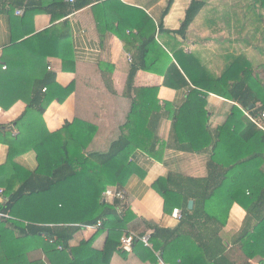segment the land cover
Listing matches in <instances>:
<instances>
[{
    "label": "trees",
    "instance_id": "trees-1",
    "mask_svg": "<svg viewBox=\"0 0 264 264\" xmlns=\"http://www.w3.org/2000/svg\"><path fill=\"white\" fill-rule=\"evenodd\" d=\"M208 0H190L179 29L164 27L163 18L173 0L154 21L144 11L121 5L127 16L116 19L114 27L98 26V31L115 35L130 56L129 72L122 97L127 100L124 122L119 136L110 135L96 142L104 117L92 107L97 92H80L74 79L60 86L56 75L48 70L45 59L55 57L59 40L69 36L68 22L35 35L36 54L0 62V108L7 111L23 101L41 117L47 107L75 94L77 104L72 123L34 143L37 167L28 171L15 162L24 152L11 136L10 128L0 125V143L8 147L7 162L0 166V186L4 187L0 203V264H110L120 250V239L128 231L144 225L150 229L149 243L133 241L132 250L151 264H262L264 261V133L244 115L264 110V74L252 70L242 54L224 56V67L213 74L197 54L185 50L191 24ZM233 8L239 0H234ZM2 4L55 18L68 17L92 6L103 12L107 22L109 8L119 0H1ZM243 20L252 29V43L258 56H264V0H246ZM4 10V9H3ZM2 10V11H3ZM230 13L217 19L224 22ZM235 15V11L233 12ZM251 23V26L249 25ZM243 30V29H242ZM241 30V31H242ZM32 60V61H31ZM261 60V59H260ZM262 62V63H261ZM259 67L264 69V60ZM69 62H62L66 70ZM5 65L6 70L1 67ZM74 68V65L71 64ZM101 84L115 95L112 67L99 64ZM34 69L38 76L30 79L25 71ZM25 70V71H24ZM103 70V71H102ZM74 72V70H72ZM144 71L163 79L162 86L176 92L186 90L181 106L158 99L159 87H135L137 72ZM96 88L95 86H93ZM45 89V91H44ZM214 95L231 103L225 121L210 127L208 97ZM103 117V118H101ZM170 122L168 141L158 137L161 123ZM107 126H104L106 128ZM111 126H108L110 130ZM169 147L183 153L207 157L206 175L188 177L169 172L158 179L154 190L163 199V211L178 209L181 218L171 229L136 221L137 218L118 200L105 202L102 194L111 187L122 188L133 174L142 171L134 160L137 152L157 157ZM192 201L191 209L188 208ZM233 205L245 213L241 226L228 246L220 237ZM86 227H97L96 234L75 248H69L74 235ZM106 234L100 251L92 248L96 238ZM145 231L138 233L143 237ZM44 238L50 250L44 260L31 259L40 251L37 239ZM37 241V242H36ZM237 255V259L234 256ZM35 261V262H34Z\"/></svg>",
    "mask_w": 264,
    "mask_h": 264
},
{
    "label": "crops",
    "instance_id": "crops-1",
    "mask_svg": "<svg viewBox=\"0 0 264 264\" xmlns=\"http://www.w3.org/2000/svg\"><path fill=\"white\" fill-rule=\"evenodd\" d=\"M41 1L45 4L51 0ZM63 1L67 2V0ZM167 1L119 0L120 3L114 4L111 9L109 8L107 13L109 16L107 22L104 23L103 12H93L92 6L77 11L68 17L53 20L50 15L44 13H32L19 8L12 11L9 6L5 9L0 0V62L3 59L12 61L20 56H27L31 52L36 54L37 57V50L33 46L35 41L31 42V39L54 25L59 26L63 21H67L69 36L58 41L55 57L45 59L48 70L56 75V81L62 87H66L75 79L77 89L80 92L98 93L99 99L92 104V107L101 109L100 114L104 119L103 123L100 124L98 135L95 137L96 142L103 141L109 135L110 138L118 137L120 134L118 128L124 122L123 114L127 106V100L122 97V93L129 72V53L124 51L122 43L115 35L108 31H98L97 28L98 26H104V24L108 27H114L117 25V18L127 16L128 12L121 10V5L140 9L156 21L166 7ZM218 2L220 1L218 0ZM234 3V0L221 4L217 3V0H208L206 6L189 27L186 43L188 47L186 45L184 49L192 52L191 36L195 35L192 39L194 40L199 36L198 34H203L202 37L199 36L200 38L192 42V44L197 45L208 42L209 37L226 35L227 37H237L228 39L226 43L231 47L238 45L240 42L244 46V49L241 50L243 53L240 54L244 55V52L247 51L246 42L248 43V24L243 20L247 2L246 0H239L233 8ZM189 4L190 0H173L169 12L163 18L164 27L172 31L179 29ZM221 11L225 14H231L224 22H219L217 19V14ZM234 11L235 15H233ZM18 12L21 13L18 14ZM204 33L210 36H205ZM63 61L69 62L64 71L62 70ZM71 64L74 65V68ZM99 64H108L112 67L111 79L115 95L107 92L101 84ZM1 68L4 71L7 67L3 65ZM24 75H27L30 79H36L38 73L32 69L29 72L25 71ZM162 82L161 77L144 71L137 72L134 81L137 88L159 87L158 99L161 106L164 102L173 103L177 107L181 106L185 102L186 90L176 92L163 87ZM77 102V96L72 94L62 104L51 103L41 117L35 111L29 109L23 101L15 102L7 111L0 108V125L10 128L11 136L16 139L19 148L24 150L15 158L18 165L28 171L36 169V155L32 149L34 143L60 130L65 123H72L76 114V106L83 105L82 103L77 104ZM230 106L231 103L224 99L214 95L208 97L207 109L212 114L208 123L210 127L216 128L225 121ZM104 126L107 127L104 128ZM108 126H111L110 130ZM169 130L170 122L164 121L159 128L158 137L167 142ZM8 151L7 145L0 143V166L7 162ZM134 160L142 173L133 174L124 187L119 188L125 192V200L121 203L125 204L126 208L137 218L136 221L141 220L147 224L165 229L174 228L178 221L172 218L171 214L164 213L163 199L154 190L153 185L158 179L167 176L169 172H177L194 178L204 177L206 175L207 157L183 153L167 147L163 148L162 151L160 150L154 159L147 157L142 152H137ZM0 190L3 192L4 187L0 186ZM2 200L3 197L0 194V203ZM105 201L111 203L110 200ZM244 216V211L238 205L231 207L227 224L220 233V237L226 245L230 237L240 228ZM143 230L145 231L144 236L149 235L150 237L151 230L145 229L144 225H141L138 230L128 231V234L137 236ZM96 232L97 227H86L77 232L69 243V248H77L81 242L91 239ZM105 239L106 234H101L96 238L92 248L96 251L102 250ZM37 241L40 251L31 255L30 260L32 262L35 259L44 260V253L50 250V247L44 244L46 241L43 237L40 240L37 239ZM110 264L151 263L148 261L143 262L132 250L131 253L123 255L114 254Z\"/></svg>",
    "mask_w": 264,
    "mask_h": 264
},
{
    "label": "rangeland",
    "instance_id": "rangeland-1",
    "mask_svg": "<svg viewBox=\"0 0 264 264\" xmlns=\"http://www.w3.org/2000/svg\"><path fill=\"white\" fill-rule=\"evenodd\" d=\"M219 1L220 2H218V0H217V3H219V4L224 3V2H229V0H219ZM222 14H223V11L218 13L217 16L220 18L222 16ZM249 25L251 26V23H249ZM251 32H252V29L248 31V36H247L248 37L247 38L248 43L246 42L247 51H245L244 55H242V56H244L245 58H247V60L249 62H251L252 70H254V73L257 75L260 74V76H261L264 74V69L259 67L260 66L259 62L264 60V56H261V55L258 56L257 52L255 51L254 48L257 47V44H258V48H259V43L258 42L252 43L253 41L250 39ZM198 35L202 37L203 34H198ZM204 35L210 36L206 33H204ZM194 36L190 37V42H191V45L193 48L192 52L197 54V56H199L203 60L205 65H207V67L209 68V70L213 74H219L221 72V70L223 69L224 64H225L224 63L225 60L223 59L224 56H227L229 54H239L242 52L241 50L244 49L243 44L241 45L240 42L236 46L229 47L227 45L226 41L228 39L237 38L235 36L227 37L226 35H216L213 37H209L210 39L208 42H203V43L197 44V45L192 44V42H194L197 38H200V37L198 36L197 38L192 40ZM212 38H214V39H212ZM187 47H188V45H187ZM235 48H238V49H235ZM102 197H103V194H102ZM103 199H104V197H103ZM104 201H105V199H104ZM234 259H236L238 261L237 255L234 256ZM251 264H258V263H251Z\"/></svg>",
    "mask_w": 264,
    "mask_h": 264
},
{
    "label": "built area",
    "instance_id": "built-area-1",
    "mask_svg": "<svg viewBox=\"0 0 264 264\" xmlns=\"http://www.w3.org/2000/svg\"><path fill=\"white\" fill-rule=\"evenodd\" d=\"M68 3H73L74 0H67ZM21 12H18L20 14ZM128 60L130 61V56H128ZM45 91V89H44ZM243 115L252 123L255 125V127L262 131L264 133V110L260 112L259 114L254 115L250 111H243ZM0 194H2V190H0ZM103 197L105 200H110V202H114L115 200H118L120 202L125 200V192L122 189L118 188H111L106 190L103 193ZM3 216L0 214V217ZM172 218H174L176 221H179L181 218V213L178 209H174L171 214ZM135 239H138L141 241V243L148 248H151V245L149 243V235L143 236L141 238H138V236L133 234H126L123 235L120 239V250L125 253H131L132 247H133V241ZM264 264V261L263 263Z\"/></svg>",
    "mask_w": 264,
    "mask_h": 264
},
{
    "label": "water",
    "instance_id": "water-1",
    "mask_svg": "<svg viewBox=\"0 0 264 264\" xmlns=\"http://www.w3.org/2000/svg\"><path fill=\"white\" fill-rule=\"evenodd\" d=\"M192 204H193L192 201H189V203H188V208H189V209H191Z\"/></svg>",
    "mask_w": 264,
    "mask_h": 264
}]
</instances>
